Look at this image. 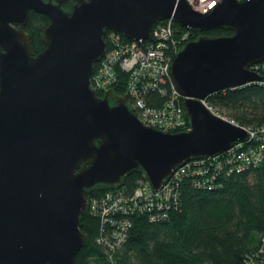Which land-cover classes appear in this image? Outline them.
I'll return each mask as SVG.
<instances>
[{"label":"water","instance_id":"obj_1","mask_svg":"<svg viewBox=\"0 0 264 264\" xmlns=\"http://www.w3.org/2000/svg\"><path fill=\"white\" fill-rule=\"evenodd\" d=\"M31 12L50 20L37 55ZM170 19L193 33H233L202 35L176 56L171 78L191 125L179 133L145 126L127 95L113 105L112 90L91 87L109 31L145 45ZM263 61L264 0H224L206 14L185 0H0V264H74L87 193L134 172L158 191L187 162L247 141L202 101L263 81L251 70Z\"/></svg>","mask_w":264,"mask_h":264},{"label":"trees","instance_id":"obj_2","mask_svg":"<svg viewBox=\"0 0 264 264\" xmlns=\"http://www.w3.org/2000/svg\"><path fill=\"white\" fill-rule=\"evenodd\" d=\"M49 25L47 16L30 13L26 31L32 36L36 55L45 49L42 35ZM175 26L178 33L199 37V33ZM232 34L224 29L205 32L208 36ZM123 78L125 83L126 76ZM113 92L124 96L126 88L115 86ZM145 97L152 107L164 101L158 92ZM209 103L241 126H264V86L218 92L209 97ZM143 178L134 172L120 187L133 194ZM219 181L223 186L219 190L200 189L190 178L179 182L178 197L168 209L155 213L164 215L152 219L149 214L135 213L128 217L127 239L113 251L101 243L103 237L111 238L113 227L104 225L87 206L82 217L84 245L74 264H264V166L233 174L225 168ZM112 190L99 186L86 197L89 201Z\"/></svg>","mask_w":264,"mask_h":264},{"label":"built area","instance_id":"obj_3","mask_svg":"<svg viewBox=\"0 0 264 264\" xmlns=\"http://www.w3.org/2000/svg\"><path fill=\"white\" fill-rule=\"evenodd\" d=\"M185 1L195 12L206 14L224 0ZM175 25L173 19L157 22L153 27L151 41L145 45L130 41L120 33L109 31L105 39L106 53L97 67L95 66L91 77L92 89L103 96L106 91H113L115 86H125L129 106L136 111L141 123L165 133L191 130L184 108L186 98L178 92L171 78L172 64L189 41L190 33H178ZM251 70L264 77V61L253 65ZM252 84L264 86V80L236 89ZM153 92H158L164 99L160 106L152 107L147 104L145 95ZM209 97L202 103L215 115L246 129L249 133L248 140L235 144L217 156L187 162L179 167L158 191L144 175L133 194H129L125 188L117 187L100 197L91 198L87 205L90 212L98 215L104 225H110L114 229L111 238L103 237L101 241L110 250H116L125 243L128 227L131 225L128 218L130 215L145 213L152 219L164 215L155 213H162L170 207L179 195V182L184 179H193L200 189L219 190L223 188L219 176L225 168L233 174L247 173L264 166V126L258 129L247 128L221 116L211 107Z\"/></svg>","mask_w":264,"mask_h":264},{"label":"flooded vegetation","instance_id":"obj_4","mask_svg":"<svg viewBox=\"0 0 264 264\" xmlns=\"http://www.w3.org/2000/svg\"><path fill=\"white\" fill-rule=\"evenodd\" d=\"M74 4H75V2H72V3L70 4V7L74 6ZM70 7H68V8H70ZM202 35H205V33H199V37L202 36ZM119 97H120V96H117L116 94L113 93V94L111 95L110 99H109V100H110V103L113 104V105H114V104H117V103H118V98H119Z\"/></svg>","mask_w":264,"mask_h":264},{"label":"rangeland","instance_id":"obj_5","mask_svg":"<svg viewBox=\"0 0 264 264\" xmlns=\"http://www.w3.org/2000/svg\"><path fill=\"white\" fill-rule=\"evenodd\" d=\"M242 1V0H241ZM195 39H197V38H192L191 36H190V39H189V41H191V40H195ZM216 112L218 113V114H220L221 116H223V117H225V118H228L227 116H225L223 113H220L218 110H216ZM229 119V118H228ZM229 120H231V119H229Z\"/></svg>","mask_w":264,"mask_h":264},{"label":"bare ground","instance_id":"obj_6","mask_svg":"<svg viewBox=\"0 0 264 264\" xmlns=\"http://www.w3.org/2000/svg\"><path fill=\"white\" fill-rule=\"evenodd\" d=\"M164 222V221H163Z\"/></svg>","mask_w":264,"mask_h":264}]
</instances>
